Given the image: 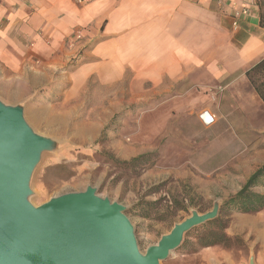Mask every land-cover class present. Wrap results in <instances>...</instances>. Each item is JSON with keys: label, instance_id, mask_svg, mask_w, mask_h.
Wrapping results in <instances>:
<instances>
[{"label": "rangeland", "instance_id": "obj_1", "mask_svg": "<svg viewBox=\"0 0 264 264\" xmlns=\"http://www.w3.org/2000/svg\"><path fill=\"white\" fill-rule=\"evenodd\" d=\"M34 55L31 61L39 67L43 60ZM79 58L74 53L68 67L51 75L45 87L25 91V101L8 103L6 92L20 90H7L0 98L6 105H21L26 123L56 142L33 171L32 205L92 186L100 197L125 207L144 252L192 211L203 214L215 202L220 210L242 187L252 161H264V132L245 129L246 117L264 115L249 83L134 86L127 75L109 84L91 78L70 95L62 86ZM0 87L7 89L8 83L0 80ZM208 112L213 122L204 124L199 115ZM139 157L130 165L122 163ZM58 164L68 165L73 176L59 180L56 171L45 174ZM253 191L264 192V187ZM137 203L150 205L140 210ZM226 219L225 232L238 238L232 247L192 251L187 245L195 241L192 233L161 264H248L251 257L264 264V209L231 212Z\"/></svg>", "mask_w": 264, "mask_h": 264}, {"label": "crops", "instance_id": "obj_2", "mask_svg": "<svg viewBox=\"0 0 264 264\" xmlns=\"http://www.w3.org/2000/svg\"><path fill=\"white\" fill-rule=\"evenodd\" d=\"M243 9L248 14L235 28ZM259 21L256 0H0V80L8 83L0 98L20 90L6 92L8 103L25 101V91L45 87L74 53L79 61L62 86L70 95L91 78L109 84L127 75L134 86L245 85L246 70L264 58ZM34 54L43 60L39 67ZM254 117H246L245 129L264 132L253 124L264 115ZM252 162L244 183L264 166Z\"/></svg>", "mask_w": 264, "mask_h": 264}, {"label": "water", "instance_id": "obj_3", "mask_svg": "<svg viewBox=\"0 0 264 264\" xmlns=\"http://www.w3.org/2000/svg\"><path fill=\"white\" fill-rule=\"evenodd\" d=\"M55 148L26 123L21 105L0 101V264H161L189 231L218 216L217 202L203 214L192 211L141 252L125 207L92 186L31 204L33 171Z\"/></svg>", "mask_w": 264, "mask_h": 264}, {"label": "trees", "instance_id": "obj_4", "mask_svg": "<svg viewBox=\"0 0 264 264\" xmlns=\"http://www.w3.org/2000/svg\"><path fill=\"white\" fill-rule=\"evenodd\" d=\"M259 8V24L264 29V0H256ZM246 80L252 87L254 93L264 105V58L250 66L245 72ZM139 158L133 159L130 162H122L123 164L130 165L137 162ZM49 171H56L57 179L66 180L73 176V173L68 165L58 164L46 169L45 174ZM264 187V166L257 169L244 183L240 190L230 197L221 206L218 216L189 231L185 237L190 234H196L194 242H188V248L194 251L198 248L209 247H223L230 248L238 242L237 237H230L226 232L227 217L231 212L242 214H255L264 209V195L255 193L253 189ZM137 203L136 206L140 210H144V204ZM142 208V209H141ZM147 214H142V218H147ZM187 241H184V243Z\"/></svg>", "mask_w": 264, "mask_h": 264}, {"label": "built area", "instance_id": "obj_5", "mask_svg": "<svg viewBox=\"0 0 264 264\" xmlns=\"http://www.w3.org/2000/svg\"><path fill=\"white\" fill-rule=\"evenodd\" d=\"M77 3H81L82 2V0H75ZM248 14V10L247 9H243V10H241L240 11V13L239 14H236L235 16H234V20H233V23H232V26L233 27H237L238 26V17H239V15H241V16H246ZM80 31H76L75 33H74V35H73V38H75V39H79L80 38Z\"/></svg>", "mask_w": 264, "mask_h": 264}]
</instances>
